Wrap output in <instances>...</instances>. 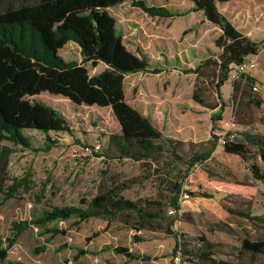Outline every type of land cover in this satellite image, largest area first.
<instances>
[{
  "label": "rangeland",
  "instance_id": "obj_1",
  "mask_svg": "<svg viewBox=\"0 0 264 264\" xmlns=\"http://www.w3.org/2000/svg\"><path fill=\"white\" fill-rule=\"evenodd\" d=\"M145 1L149 5L166 7L173 16H151L130 0L106 9L113 16L115 29L125 47L138 57H145L149 64L147 71L124 77L125 100L149 117L164 136L181 141L180 151L184 156L207 149L214 141L213 136L226 130L237 136L244 130L264 133V0H233L218 5L236 28L260 42L258 53L245 60L255 63L247 73L255 78L257 95L262 102L255 106L246 100L232 101V78L229 77L219 88L222 111L221 119L217 120L213 116L217 107L212 109L193 98L196 91L205 102L216 103V89L191 70L205 58L219 53L214 43L221 32L219 27L208 21L190 1ZM58 54L65 61L81 62L79 48L73 42H67ZM84 66L89 75L106 67L102 62L96 65L88 62ZM29 99L45 102L55 109L67 121L71 133L50 132L49 136L57 140V144L48 151L35 150L46 140L43 133L31 129L23 133L29 137L32 148L0 142V149L11 151L5 178L0 183L2 238L10 236L12 221L30 220L55 206L86 208L99 191L131 178L139 182L124 189L121 195L138 201L144 211L158 213V218L146 222L145 228L140 230L131 228L139 224L132 213L118 214L110 220L92 217L78 222L77 218H69L31 225L17 238L1 264H176L173 261L175 241L165 229L171 219L172 230L189 237L203 234L214 242L217 258L230 264H262L261 257L243 256L238 247L241 237H263L264 229L229 214L223 206L242 207L249 201L251 214L264 216V180L253 177L252 160L224 154L217 145L215 157L192 169L194 181L208 184V177L227 182L244 181L254 192L235 197L213 192L211 198L188 196L181 200L180 210L189 213L192 221L184 222L168 213L171 190L168 181L161 176L168 159L166 154L159 158V165L151 164L150 170L149 163L93 153L91 147L100 151L110 133L120 132L110 107L78 105L48 92ZM236 119H244L250 125L237 124ZM97 145L101 148H96ZM255 162L264 174V162L260 157ZM28 172V179L18 183ZM183 189L194 191L196 187L184 184ZM5 194L11 196L5 199ZM217 221L228 224L233 233L208 230V225ZM48 229L63 232L52 234ZM42 245L44 249L40 250ZM116 247L148 258L128 257L115 252Z\"/></svg>",
  "mask_w": 264,
  "mask_h": 264
},
{
  "label": "trees",
  "instance_id": "obj_2",
  "mask_svg": "<svg viewBox=\"0 0 264 264\" xmlns=\"http://www.w3.org/2000/svg\"><path fill=\"white\" fill-rule=\"evenodd\" d=\"M124 1L126 0H0V142L8 141L23 148H32L29 137L23 133L24 130L31 129L43 133L46 140L41 148L35 150L48 151L57 144V140L49 136L50 132L71 133L67 121L55 109L45 102L29 99L41 92H48L66 97L74 104L111 108L120 125V132L110 133L105 147L98 145L100 151L91 147L96 156L149 163L151 170V164L156 162L155 165H159V158L166 154L168 159L165 167H162L161 176L168 181L171 190L170 208L176 211L177 219L181 221H192L189 213H179L181 192L187 193L189 197L203 198H211L212 192L222 193L226 197L254 192L251 185L244 181L208 179L209 173V185L196 183L191 177L192 169L216 156L218 135L213 136L214 141L207 149L184 156L180 151L181 141L164 136L149 117L125 100L124 77L130 73L147 71L149 64L145 57H138L125 47L115 29L113 16L106 11L108 7ZM130 1L151 16H173L164 6L149 5L145 0ZM187 1L192 2L221 31L214 40L219 53L205 58L191 70L202 81L214 86L218 102L207 103L196 91L193 92V98L212 109L217 107L213 116L216 120L221 119L219 88L230 77L232 65L240 64L248 56L258 53L260 42L253 41L236 28L219 10V4L233 0ZM67 42L78 46L81 62L65 61L58 54V50ZM88 62L93 65L102 62L106 67L97 74L89 75L84 66ZM254 85V77L248 73L238 74L231 80V100H246L251 105L260 106L262 101ZM235 122L250 125L244 119H236ZM223 132L225 143L221 146L222 152L241 160H252L250 170L253 177L264 180V174L255 162L257 157L264 162V133L244 130L237 136L231 130ZM10 154V150L0 149V183L5 178ZM29 176L30 173H26L18 183L25 182ZM187 177L190 178L188 182L185 181ZM138 182L137 178H131L99 191L89 200L86 208L75 205L55 206L43 210L30 220L12 221L10 236H0V264L8 256V251L17 238L31 225H44L69 218H77L78 222L92 217L110 220L118 214L132 213L139 224L131 228H145V223L157 219L158 213L144 211L138 201L121 195L124 189ZM184 184L194 186L196 190H185ZM10 196L5 194L4 198ZM223 206L229 214L264 229V216L251 214L249 201H245L242 207ZM172 225L171 219L169 227L165 229L174 238L173 253H179V263L230 264L215 256V243L205 235L189 237L172 230ZM208 230L233 233V229L222 221L211 223ZM48 232L56 234L63 231L48 229ZM43 249L42 245L40 250ZM114 250L131 258H148L135 255L123 247H116ZM238 250L243 256L261 257L264 264V236L254 239L241 237Z\"/></svg>",
  "mask_w": 264,
  "mask_h": 264
},
{
  "label": "built area",
  "instance_id": "obj_3",
  "mask_svg": "<svg viewBox=\"0 0 264 264\" xmlns=\"http://www.w3.org/2000/svg\"><path fill=\"white\" fill-rule=\"evenodd\" d=\"M255 65L253 60H244L242 63L240 64H236V65H232V69L230 71V77L234 78L236 77L238 74H242V73H247L249 69L253 68ZM254 89L257 90V85H254ZM217 141H218V145L222 146L225 143V136H224V132H220L218 137H217ZM96 148H99V146L97 145ZM188 195L185 192H181L179 195V200L181 202L182 199L187 198ZM181 212V210L179 211V213ZM169 214H174L176 216V211L172 208H170L168 210ZM173 261L174 263H179L180 261V257H179V253L177 252L176 254H174L173 256Z\"/></svg>",
  "mask_w": 264,
  "mask_h": 264
},
{
  "label": "crops",
  "instance_id": "obj_4",
  "mask_svg": "<svg viewBox=\"0 0 264 264\" xmlns=\"http://www.w3.org/2000/svg\"><path fill=\"white\" fill-rule=\"evenodd\" d=\"M230 20V19H229Z\"/></svg>",
  "mask_w": 264,
  "mask_h": 264
}]
</instances>
